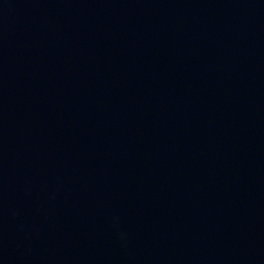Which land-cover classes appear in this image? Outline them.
<instances>
[{
    "label": "water",
    "instance_id": "1",
    "mask_svg": "<svg viewBox=\"0 0 264 264\" xmlns=\"http://www.w3.org/2000/svg\"><path fill=\"white\" fill-rule=\"evenodd\" d=\"M0 264H264V0H0Z\"/></svg>",
    "mask_w": 264,
    "mask_h": 264
}]
</instances>
